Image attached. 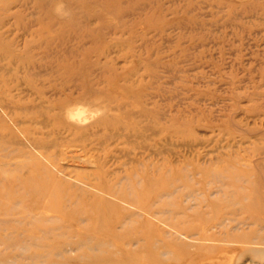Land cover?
Here are the masks:
<instances>
[{
	"label": "rangeland",
	"instance_id": "1",
	"mask_svg": "<svg viewBox=\"0 0 264 264\" xmlns=\"http://www.w3.org/2000/svg\"><path fill=\"white\" fill-rule=\"evenodd\" d=\"M0 264H264V0H0Z\"/></svg>",
	"mask_w": 264,
	"mask_h": 264
},
{
	"label": "clouds",
	"instance_id": "2",
	"mask_svg": "<svg viewBox=\"0 0 264 264\" xmlns=\"http://www.w3.org/2000/svg\"><path fill=\"white\" fill-rule=\"evenodd\" d=\"M54 12L57 16H59L62 19L70 16V12L66 9V7L62 2L57 3L56 7L54 8Z\"/></svg>",
	"mask_w": 264,
	"mask_h": 264
},
{
	"label": "bare ground",
	"instance_id": "3",
	"mask_svg": "<svg viewBox=\"0 0 264 264\" xmlns=\"http://www.w3.org/2000/svg\"><path fill=\"white\" fill-rule=\"evenodd\" d=\"M28 188H29V186H28ZM256 203V202H255ZM46 218V217H45ZM44 218V219H45ZM46 232V231H45ZM34 232H32V234H33ZM45 237L47 238L48 237V233L46 232L45 233ZM35 238H37V236H35V235H31V237H27V238H25L27 241H28V244H27V246L29 245V247H27V249H29L30 247H33L35 244H33V241H36L35 240ZM37 244V243H36Z\"/></svg>",
	"mask_w": 264,
	"mask_h": 264
}]
</instances>
